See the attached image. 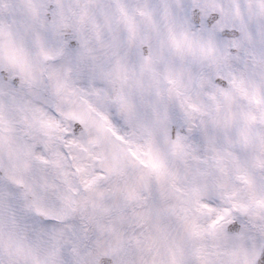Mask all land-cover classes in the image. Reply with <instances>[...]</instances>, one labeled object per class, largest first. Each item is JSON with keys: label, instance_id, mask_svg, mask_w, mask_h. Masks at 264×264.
Wrapping results in <instances>:
<instances>
[{"label": "snow or ice", "instance_id": "6c2138e0", "mask_svg": "<svg viewBox=\"0 0 264 264\" xmlns=\"http://www.w3.org/2000/svg\"><path fill=\"white\" fill-rule=\"evenodd\" d=\"M0 264H264V0H0Z\"/></svg>", "mask_w": 264, "mask_h": 264}]
</instances>
